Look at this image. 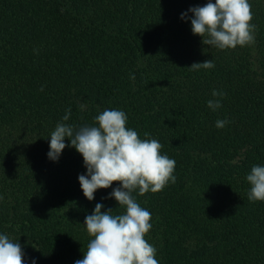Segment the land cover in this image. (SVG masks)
<instances>
[{
  "label": "trees",
  "instance_id": "1",
  "mask_svg": "<svg viewBox=\"0 0 264 264\" xmlns=\"http://www.w3.org/2000/svg\"><path fill=\"white\" fill-rule=\"evenodd\" d=\"M207 2L0 0V234L25 264H75L95 205L125 211L108 198L118 182L83 195L75 148L47 155L58 123L98 126L105 109L176 161L174 184L133 193L152 215L145 239L159 264H264V201L248 200L246 180L264 166V0H249L255 43L226 50L192 33L188 10ZM207 60L215 67L189 69Z\"/></svg>",
  "mask_w": 264,
  "mask_h": 264
},
{
  "label": "clouds",
  "instance_id": "2",
  "mask_svg": "<svg viewBox=\"0 0 264 264\" xmlns=\"http://www.w3.org/2000/svg\"><path fill=\"white\" fill-rule=\"evenodd\" d=\"M193 13L191 30L202 37V43L220 50L235 49L255 43L256 26L249 0H208L203 6L190 8ZM187 13L181 14V19ZM212 60L193 63L189 69H212ZM132 79H135L133 76ZM43 88H41V91ZM225 94L213 90V97ZM207 107L216 111L222 107L220 99L208 100ZM71 109L63 117L67 121ZM98 126H74L58 123L50 135L49 159L57 161L63 150L70 146L82 155L86 174L78 176L83 195L94 200L95 192L108 189L114 182L108 198H114L118 206L125 208L122 214L113 209L102 211L97 203L92 214L84 220L91 237L82 259L75 264H159L157 249L145 237L152 228V215L137 202L134 192L143 196L158 193L169 183L176 182V161L161 154L163 145L157 139H141L138 132L127 127L128 117L122 110L105 109L95 118ZM229 121L217 120L215 126L224 128ZM145 137L149 133H144ZM65 138L70 145L65 144ZM250 184L248 200L264 201V166L253 165L246 176ZM24 251L19 242L6 234H0V264H25ZM35 264V260L32 261Z\"/></svg>",
  "mask_w": 264,
  "mask_h": 264
}]
</instances>
